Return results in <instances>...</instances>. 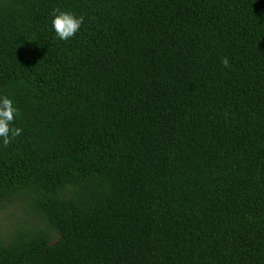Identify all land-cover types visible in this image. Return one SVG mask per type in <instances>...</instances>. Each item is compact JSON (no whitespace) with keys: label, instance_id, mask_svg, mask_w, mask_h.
I'll return each instance as SVG.
<instances>
[{"label":"trees","instance_id":"16d2710c","mask_svg":"<svg viewBox=\"0 0 264 264\" xmlns=\"http://www.w3.org/2000/svg\"><path fill=\"white\" fill-rule=\"evenodd\" d=\"M3 96L0 264H264V0H0Z\"/></svg>","mask_w":264,"mask_h":264},{"label":"clouds","instance_id":"9594fccd","mask_svg":"<svg viewBox=\"0 0 264 264\" xmlns=\"http://www.w3.org/2000/svg\"><path fill=\"white\" fill-rule=\"evenodd\" d=\"M52 16L55 33L59 39L64 41L73 38L84 22L82 16L77 17L74 13L62 11L59 8L53 10ZM221 63L224 67H229L227 57H222ZM17 115H19V110L14 106L13 101L7 96L0 97V140L4 147L22 134L21 128L12 127Z\"/></svg>","mask_w":264,"mask_h":264}]
</instances>
